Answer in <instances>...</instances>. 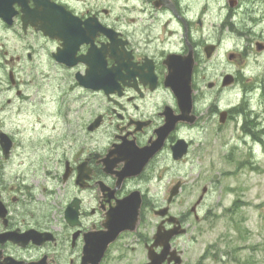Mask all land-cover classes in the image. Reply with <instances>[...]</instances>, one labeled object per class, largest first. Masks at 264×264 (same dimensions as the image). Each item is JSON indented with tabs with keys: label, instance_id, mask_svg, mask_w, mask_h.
I'll use <instances>...</instances> for the list:
<instances>
[{
	"label": "flooded vegetation",
	"instance_id": "flooded-vegetation-1",
	"mask_svg": "<svg viewBox=\"0 0 264 264\" xmlns=\"http://www.w3.org/2000/svg\"><path fill=\"white\" fill-rule=\"evenodd\" d=\"M45 1L15 3L18 13L13 24L8 26L2 19L0 24L9 30L20 26V34H32L44 55L42 62L47 57L53 71L72 83V96H62L56 103L61 105L58 119L73 128L65 139L66 148L63 144L59 150L56 142L54 154L43 157L45 166L27 161L11 165L12 154L6 158L0 151V264H94L85 255L88 240L108 230L107 220L120 203L132 207L140 200L136 230L118 234L98 264H109L113 251L118 252L114 258L122 262L136 249L134 243L148 249L159 226L163 230L173 227L168 205L171 189L156 203L149 196L153 176L159 173L162 178L170 158L186 161L204 113L220 116L226 111L224 124L236 117L231 96L224 90L238 87L242 77L218 68L222 14L215 0H47L61 8L60 15L51 16L50 21L54 25L60 20L63 26L58 29L63 32L53 37L40 28L42 20L24 26L23 7L43 8L37 2ZM222 1V30H235L234 19L240 10L255 25L264 14L263 0ZM208 17L213 20L210 26ZM251 33L245 34V52L228 51L231 66L249 57L254 46L264 53L263 35ZM62 36L69 39L67 46ZM35 54L28 49L25 56L4 60L28 63ZM21 67L22 72L28 69ZM171 67L174 72L182 71L180 87L185 94L181 104L176 85L167 84ZM228 75L230 82L225 80ZM14 83L9 89L15 90L17 80ZM220 95L226 96L228 105L219 106ZM171 118L173 128L166 134L164 127ZM179 140H184L187 152L175 159L173 147ZM137 152L141 154L138 171L134 166ZM168 207V215L161 216V210ZM152 214L160 220H152ZM187 219L185 214L178 216L177 226L188 230ZM132 237L135 242L121 243ZM181 237L173 238L174 248L180 249L173 243ZM154 249L160 253L163 248Z\"/></svg>",
	"mask_w": 264,
	"mask_h": 264
},
{
	"label": "rangeland",
	"instance_id": "rangeland-1",
	"mask_svg": "<svg viewBox=\"0 0 264 264\" xmlns=\"http://www.w3.org/2000/svg\"><path fill=\"white\" fill-rule=\"evenodd\" d=\"M222 3V0H215L222 14L219 37L223 39V46L218 68L220 72L231 70L242 77L238 87L224 90L236 106V117L222 124L219 113L217 116L204 113V122L193 134L194 143L186 161L175 162L170 158L165 162L163 170H169L162 172L161 179L159 173L154 174L149 196L159 203L177 181L183 183L171 203L173 215L185 214L188 218L187 233L173 243L184 251L182 264H264V53L254 46L242 63L231 66L228 62L229 50L245 52V34L249 30L252 36L259 33L264 37V14L255 25L248 14L240 10L234 19L235 30H222L221 20L225 19L219 8ZM262 4L264 6V0ZM212 22L208 17L209 26ZM34 41L32 34H20V26L9 30L0 24V130L14 140L11 165H24L21 162L27 161L26 164L45 166L41 161L43 157L54 154L52 148L56 147V142L60 143L59 150L63 144L66 148L65 139L70 137L73 128L67 126L64 119H58L57 109L61 105L56 103L62 96H72L69 89L72 83L66 76L53 71L47 57L42 62L44 55L39 43ZM28 49L36 52L32 61L5 62V58L16 60L17 56H25ZM22 65L28 69L22 72ZM10 73L17 80L15 90L9 89ZM18 89L23 95L17 97ZM9 98L11 103H8ZM228 104L226 96H222L219 106ZM249 105L253 111L248 109ZM245 110L251 111L255 123L254 126L250 123L254 130L251 135L242 128L246 125V113L240 112ZM257 138L263 140L259 142ZM204 187L208 188L207 193L194 213L191 209ZM151 218L155 222L160 220L153 214ZM135 240V237L126 238L121 243ZM133 245L136 249L128 253L127 259L119 262L114 258L118 252L113 251L108 263L142 264L147 261V249L139 243Z\"/></svg>",
	"mask_w": 264,
	"mask_h": 264
},
{
	"label": "water",
	"instance_id": "water-1",
	"mask_svg": "<svg viewBox=\"0 0 264 264\" xmlns=\"http://www.w3.org/2000/svg\"><path fill=\"white\" fill-rule=\"evenodd\" d=\"M21 3V0H0V17L6 19L8 21V18H12V16L16 13L13 11V4L15 2ZM38 6H44L43 8L36 7L35 9L28 10L27 8L23 7L24 10V16L23 21L24 24L28 25V23H31L33 26H35L40 20H42L41 29L44 31L45 34H48L50 36H59L58 34L60 32H63V30L58 29L59 27L63 26L60 25L61 21L58 20L57 24H52L50 19L51 16L60 15L61 8L57 7L56 5H53L52 3L48 2L47 0L45 2H37ZM58 8V9H57ZM10 22V21H9ZM62 39L64 40V45L67 46V43L69 42V39L66 36H62ZM60 61H63L64 59H59ZM179 68V67H178ZM190 69H192V61L190 63L189 67V73H191ZM182 71L177 70L174 72L173 67L170 69V74L168 76V82L167 84L171 86L176 85V94L179 98V103L181 104V101L183 100V96L185 94L184 90L180 87V75ZM89 77V76H88ZM87 79V78H86ZM227 82L231 81V78H228L226 80ZM86 86H91L86 80L82 82ZM188 98L190 99V76H189V88L187 91ZM183 106V104H182ZM189 106H187V110H189ZM226 114H222L221 122L225 121ZM174 120L171 118L166 126L164 127V131L166 134H168L169 130L173 128ZM0 144L1 147L5 153V156H8L11 148H12V140L5 132H0ZM174 151V157L176 159L181 158L186 152V144L184 140H180L177 142V144L173 147ZM140 158L141 154L137 152L135 154V160L136 164L134 165L138 170H140ZM181 183H177L173 189L171 190L170 200L173 199L175 195L178 194L180 189ZM206 191V188H204V191ZM141 201L138 200L137 204L132 207L130 205L126 206L125 203H120L117 207V210L112 213L110 218L108 219V224H110L111 228L107 233H103L97 237L91 238L88 240L85 255L86 257L91 260L94 264H98L103 257L108 245L113 242L116 239V236L122 231V230H133L136 227V224L138 222V213L140 208ZM130 207V208H129ZM3 208V204L0 201V210ZM168 209L165 208L161 210L160 214L165 215L167 214ZM69 214V213H68ZM175 218H170V221H175ZM185 229L180 228H173L170 230H164L162 231L161 227L158 229L157 234L155 235V243L150 247L148 252V258L149 262L145 264H163L166 260H168L169 264H181L182 263V257L178 254L177 249H172L170 240L180 233H184ZM155 246H163V250L161 253L155 252L154 247Z\"/></svg>",
	"mask_w": 264,
	"mask_h": 264
},
{
	"label": "trees",
	"instance_id": "trees-1",
	"mask_svg": "<svg viewBox=\"0 0 264 264\" xmlns=\"http://www.w3.org/2000/svg\"><path fill=\"white\" fill-rule=\"evenodd\" d=\"M245 113H246L245 114L246 115V119H245L246 120V124H248L249 128H251L252 126H251L250 123H253V126L255 125L254 119H253V115H251L250 112H247V111H245ZM251 129H253V128H251ZM259 140H261V138H259Z\"/></svg>",
	"mask_w": 264,
	"mask_h": 264
},
{
	"label": "bare ground",
	"instance_id": "bare-ground-1",
	"mask_svg": "<svg viewBox=\"0 0 264 264\" xmlns=\"http://www.w3.org/2000/svg\"><path fill=\"white\" fill-rule=\"evenodd\" d=\"M183 16V15H182Z\"/></svg>",
	"mask_w": 264,
	"mask_h": 264
}]
</instances>
